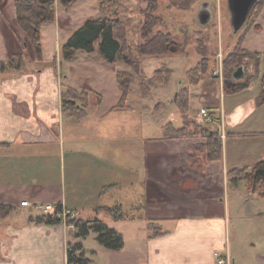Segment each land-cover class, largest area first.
<instances>
[{
	"label": "crops",
	"instance_id": "0c3cea01",
	"mask_svg": "<svg viewBox=\"0 0 264 264\" xmlns=\"http://www.w3.org/2000/svg\"><path fill=\"white\" fill-rule=\"evenodd\" d=\"M15 1L0 0V203L15 207L0 222V264H68L76 241L87 264H216L214 252L228 254L232 264H264V196L229 173L264 159V0L237 37L257 54L241 81L232 76L244 86L226 91L220 79L219 107L200 106L213 115L205 127L224 134L219 159L207 157L204 137H167L164 125L172 118L157 120L159 130L151 134L147 115L134 105L115 108L121 97L116 72L125 63L104 60L97 47L63 59L73 31L100 16L98 0L67 6L55 0L54 21L40 27L41 60L17 24ZM18 58L23 67L1 70V63ZM67 85L87 91L80 115L63 110ZM115 190L123 196L106 201ZM23 200L30 205H20ZM34 203L97 217L121 233L123 246L106 248L94 233L77 238L63 221H31L45 213ZM114 204L123 218L97 209Z\"/></svg>",
	"mask_w": 264,
	"mask_h": 264
},
{
	"label": "trees",
	"instance_id": "16d2710c",
	"mask_svg": "<svg viewBox=\"0 0 264 264\" xmlns=\"http://www.w3.org/2000/svg\"><path fill=\"white\" fill-rule=\"evenodd\" d=\"M75 0H60L63 5H70ZM145 6L140 10L141 19H139L138 35L140 42L136 45L135 51L127 39V23L120 18V0H98L100 16L87 19L79 28L73 31L61 48L62 57L65 60L74 58L77 50L86 52L94 51L95 47L101 58L106 61H121L125 63L128 69H119L116 72V80L121 91V97L115 108L126 107V99L130 95L132 88L131 82L135 76H139V85L143 90H150V83H166L169 81L173 70L166 64H162L154 70L153 80L149 79L144 69L140 65L139 58L144 55H171L184 50V44L174 39L171 33L160 29L162 18L156 15L158 0H141ZM193 0H171L173 5L188 7ZM263 0L258 2L252 8L247 22L248 25L253 22V17L259 10ZM16 20L18 26L26 33L27 41L33 49L37 60L43 57L41 48L40 27L45 22H52L55 18V0H16L15 1ZM200 53V59L197 64L186 71L188 80L192 84H198L206 73L208 59L204 46L197 47ZM257 54L251 53L240 46L237 42L235 49L227 56L222 57L223 64V89L226 91H237L244 85L232 83L229 77L233 76L235 69L243 65L242 58L252 59ZM24 62L21 58L10 59L6 63H1V70L8 67L20 69ZM262 99L264 102V72L261 75ZM87 91L77 90L71 86H65L62 91V107L64 111L80 115L87 106ZM189 89L183 85L175 95V104L181 114L182 124L174 126L171 122L164 125L166 136L169 138H190L204 137L206 139L207 157L209 159H219L221 157V140L215 131L207 129L204 125L193 123L188 119ZM234 178L244 177L248 187L255 191L258 196H264V159L256 162L250 169L246 167L234 168L229 171ZM111 185L104 186L101 192H105ZM60 204L52 212L30 217L29 220L37 223H58L60 217H56V211ZM97 209L105 210L112 218L120 219L125 216L124 210L120 204L112 206H102ZM15 207L0 203V222L5 219ZM67 224L73 225L76 229L75 236L83 238L90 233L95 234V239L102 246L118 250L123 246V237L113 227H110L103 220L95 217L85 220L78 217L67 218ZM68 264H87L89 258L85 256L80 241L70 244L67 251Z\"/></svg>",
	"mask_w": 264,
	"mask_h": 264
},
{
	"label": "rangeland",
	"instance_id": "374dc122",
	"mask_svg": "<svg viewBox=\"0 0 264 264\" xmlns=\"http://www.w3.org/2000/svg\"><path fill=\"white\" fill-rule=\"evenodd\" d=\"M134 1L120 0L123 4H120L119 10L121 12L120 18L127 23V39L135 51L136 45L140 42L138 27L139 19H141V15L136 17L135 12L140 13V10L145 6V2L138 0L144 5L138 9V4H135ZM205 1L193 0L188 7H180L173 5L171 0H158L156 15L162 18L160 29L171 33L176 41L183 43L184 50L171 55H144L139 58L141 67L151 80H153L154 70L162 64H166L173 70L168 82L162 84L150 83V90L147 91L140 87L139 76H135L131 82L132 91L126 102L134 105L138 111L147 115L149 133L151 134L158 132L159 129H156L155 126L158 125L157 120L161 118L166 120L172 118L174 126L182 124L181 114L175 104V94L183 85H187L189 89L187 114L191 115L190 117L193 120L189 117L188 119L193 123L204 125L199 119V113H197L200 106L215 109L220 105L219 80L223 78L224 70L223 64L220 67L218 53H221L224 59L232 52L237 44V37L243 30L241 28L237 33H233L227 0H211V19L209 23L201 24L197 13ZM201 43L207 51L208 66L200 82L192 84L188 80L186 71L194 67L199 61L201 56L197 47ZM255 60V58H242V63L246 65V73L248 70L250 71V67L253 66ZM125 68L128 69L129 67L125 65ZM256 75L253 76L256 77ZM229 80L234 81L232 77H229ZM237 80L241 81L242 78ZM123 194L124 190L121 192L115 190L108 194L106 201L111 202L115 196H123ZM129 208L128 205H124L126 212L130 210Z\"/></svg>",
	"mask_w": 264,
	"mask_h": 264
},
{
	"label": "water",
	"instance_id": "95a60500",
	"mask_svg": "<svg viewBox=\"0 0 264 264\" xmlns=\"http://www.w3.org/2000/svg\"><path fill=\"white\" fill-rule=\"evenodd\" d=\"M258 0H227L230 12V22L233 33H237L247 22L248 16ZM211 2L205 1L199 9L197 16L201 24L209 23L212 16ZM244 72V66L241 65L233 72V77L238 78Z\"/></svg>",
	"mask_w": 264,
	"mask_h": 264
},
{
	"label": "built area",
	"instance_id": "2783aa9c",
	"mask_svg": "<svg viewBox=\"0 0 264 264\" xmlns=\"http://www.w3.org/2000/svg\"><path fill=\"white\" fill-rule=\"evenodd\" d=\"M219 56V63L220 67H222V54L218 53ZM198 113L200 115V120L204 124L211 123L213 121V115L210 111H208L207 108L201 107L198 110ZM220 139L223 138L224 134L221 133ZM20 205L27 206L30 205V203L27 200H23L20 202ZM34 207L36 209H41L45 213L52 212L56 208V205L53 204H40V203H34ZM73 212L69 209H66L63 205L60 204L59 210L56 211V217H60L61 221L67 223L68 216L72 217ZM214 256L216 257V264H232V259L228 254L221 255L219 252H214Z\"/></svg>",
	"mask_w": 264,
	"mask_h": 264
},
{
	"label": "flooded vegetation",
	"instance_id": "af4514ba",
	"mask_svg": "<svg viewBox=\"0 0 264 264\" xmlns=\"http://www.w3.org/2000/svg\"><path fill=\"white\" fill-rule=\"evenodd\" d=\"M244 71H245V67H244Z\"/></svg>",
	"mask_w": 264,
	"mask_h": 264
}]
</instances>
